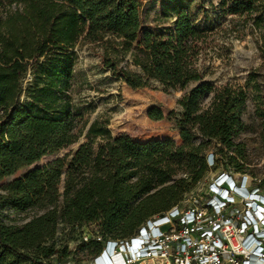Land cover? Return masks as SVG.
I'll list each match as a JSON object with an SVG mask.
<instances>
[{
  "label": "trees",
  "instance_id": "obj_1",
  "mask_svg": "<svg viewBox=\"0 0 264 264\" xmlns=\"http://www.w3.org/2000/svg\"><path fill=\"white\" fill-rule=\"evenodd\" d=\"M188 1L160 0V16L173 21L143 27L140 0H0V182L10 178L0 184V264H49L54 254L62 262L67 254L49 243L59 225H95L100 243L83 246L97 255L105 240L129 238L176 207L208 169L245 173L244 145L236 139L247 95L204 80L200 58L212 26L191 18ZM219 6L264 33V0H219ZM80 40L100 43L103 67L129 89L181 92L182 113L173 122L179 144L112 137L97 121L85 128L69 94ZM252 102L264 132V98ZM145 115L164 117L156 107ZM81 136L85 141L69 154L30 168ZM33 209L40 215L23 225L3 220L4 210Z\"/></svg>",
  "mask_w": 264,
  "mask_h": 264
},
{
  "label": "rangeland",
  "instance_id": "obj_2",
  "mask_svg": "<svg viewBox=\"0 0 264 264\" xmlns=\"http://www.w3.org/2000/svg\"><path fill=\"white\" fill-rule=\"evenodd\" d=\"M159 3L160 0H140V20L143 27L167 25L173 21L172 17L166 20L160 16ZM187 10L199 26H212L207 41L208 47L200 58V65L205 72L204 80L214 86L238 87L246 92L247 100L241 115L244 130L236 139L244 145L246 165L245 173L241 175L245 177V190L257 189V194L264 195V132L252 116V98L254 96L264 98V33L261 28L255 27L250 19L225 14L219 6V0H189ZM72 52L75 60L69 94L71 103L83 114L85 128L91 122L97 121L105 123L112 137L125 134L138 143L169 139L179 144L173 122L174 118L182 113L181 108L176 104L181 92L162 91L160 87L153 90L129 89L103 67L100 60L102 53L100 43L80 40ZM126 61L125 57L120 66ZM128 69L133 70L132 67ZM28 81L26 76L24 85ZM210 99L211 95H207L201 105L203 107L208 105ZM149 107L161 110L163 119L148 120L145 112ZM84 141L81 136L76 143L41 158L30 168L62 158ZM221 173L230 174L235 182L239 183L241 180L231 167L224 169L217 165L207 170L204 178L182 197L176 207L181 209L190 205H201L209 192V184ZM20 174L21 172L15 176ZM9 179L3 180L0 184ZM236 207L241 209L242 206L237 204ZM40 213L41 211L36 209L25 212L4 210L2 216L5 223L20 226ZM91 240L98 243L101 241L95 225L57 226L49 243L53 244L55 250L64 251L67 256L59 263L54 254L49 258L48 263L94 264V258L98 254H94L92 247L83 246Z\"/></svg>",
  "mask_w": 264,
  "mask_h": 264
},
{
  "label": "built area",
  "instance_id": "obj_3",
  "mask_svg": "<svg viewBox=\"0 0 264 264\" xmlns=\"http://www.w3.org/2000/svg\"><path fill=\"white\" fill-rule=\"evenodd\" d=\"M238 175L239 183L217 175L199 206L173 207L129 238L105 240L94 264H264V195Z\"/></svg>",
  "mask_w": 264,
  "mask_h": 264
},
{
  "label": "clouds",
  "instance_id": "obj_4",
  "mask_svg": "<svg viewBox=\"0 0 264 264\" xmlns=\"http://www.w3.org/2000/svg\"><path fill=\"white\" fill-rule=\"evenodd\" d=\"M221 200H224V198H222V197H219ZM142 240H144V239H142Z\"/></svg>",
  "mask_w": 264,
  "mask_h": 264
}]
</instances>
